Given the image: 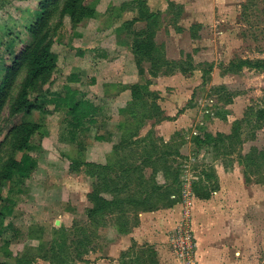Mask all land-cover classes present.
<instances>
[{
    "label": "rangeland",
    "instance_id": "rangeland-1",
    "mask_svg": "<svg viewBox=\"0 0 264 264\" xmlns=\"http://www.w3.org/2000/svg\"><path fill=\"white\" fill-rule=\"evenodd\" d=\"M41 1L0 0V81L10 62L9 41L25 37L24 25ZM61 10L55 5L49 11L57 66L32 98L65 92L76 67L83 81L73 86L99 96L100 89L89 88L97 69L94 48L72 45L76 28L96 31L114 17L113 44L133 46L136 33L151 28L155 46L149 59L135 54L140 79L127 80L129 99L100 100L103 111L87 130L74 129L67 108L35 112L41 127L29 153L36 167L28 178L7 184L0 202V208L13 207L12 215L0 217V264H99L117 256V240L140 225L142 213L177 205L176 225L187 219L192 227L200 264H264V119H258L264 67L249 65L264 59V0H92L80 20ZM170 24L175 33L166 39L163 29ZM26 72H19L0 114V141L19 119L11 120L10 112ZM208 134L213 140L196 144ZM12 144L9 138L0 148V169L22 155ZM117 156L118 177L110 180L121 202L101 215L106 206L92 194L114 195L96 164ZM175 228L166 231V243L172 261L182 264L171 247ZM120 262L159 264L153 246L138 242Z\"/></svg>",
    "mask_w": 264,
    "mask_h": 264
},
{
    "label": "trees",
    "instance_id": "trees-1",
    "mask_svg": "<svg viewBox=\"0 0 264 264\" xmlns=\"http://www.w3.org/2000/svg\"><path fill=\"white\" fill-rule=\"evenodd\" d=\"M92 0H43L39 3L38 11L30 20L29 24L24 25L25 37L21 34H15L13 40L9 41L7 51L9 52L10 62L6 63L4 75L0 81V114L10 97L11 89L21 69L26 68L27 74L20 85V89L15 102L11 106V120L13 121L7 130L5 137L0 141V148L4 142L13 138V148L16 152L22 153L20 158L12 157L0 169V202H4L3 190L7 184H10L16 178H28L36 167V160L29 153L33 148V136L40 129L41 122L34 118L35 112H44L50 109L57 111L59 108H67L74 116L77 122L74 129L80 128V131L88 129V125L97 122L96 115L99 113V107L86 97L84 92L70 86L71 82H78V75L71 74L65 85V92L49 93L35 96L32 94L48 84L55 72L57 66L56 52L52 48V38L49 32V11L52 6L62 5L61 15H68L71 19L80 20L85 17L89 11ZM12 33V32H11ZM133 42V49L136 55L149 59L154 50V31L148 28L138 31ZM16 43L20 44L17 49ZM152 60V59H151ZM249 65L254 68H263L264 59L249 61ZM138 89V86H135ZM258 119H264V106L258 109ZM79 130V129H78ZM75 130L74 132H76ZM237 133L231 134L235 138ZM98 137V136H97ZM102 136H99V138ZM210 134L204 137H196V144L201 145L211 141ZM213 140V139H212ZM219 138L215 140L217 142ZM115 161L106 164H96L102 172H105L109 178L106 181V190L114 196L108 200L99 194H92L93 199L102 202L103 207L100 212H114L119 209L118 198L119 189L116 186L112 189V180L110 177H118L114 173L116 164L119 163L117 156ZM93 166L92 163L87 165ZM131 171V169H130ZM115 174V175H113ZM213 177V174H208ZM117 183V181H114ZM115 183V184H116ZM140 207L146 208V203L135 200ZM97 213L99 211H93ZM13 214V207L9 204H3L0 208V217H7ZM125 233V232H124ZM60 264V263H57Z\"/></svg>",
    "mask_w": 264,
    "mask_h": 264
},
{
    "label": "crops",
    "instance_id": "crops-1",
    "mask_svg": "<svg viewBox=\"0 0 264 264\" xmlns=\"http://www.w3.org/2000/svg\"><path fill=\"white\" fill-rule=\"evenodd\" d=\"M113 23H114V17L111 19L109 18V20L105 24L101 25V27L99 28L96 27V31L90 30L85 32L83 30V32H80L82 30L79 29L82 28H79L78 30L76 28L75 30H73L72 38L69 37L72 45L76 47L80 46L81 44L79 43L82 41L84 42V44L82 45L84 49L86 47L94 48L91 54L92 65L96 66L97 69H96V73L92 77V80L89 82V88L96 91L100 89L101 92L99 93V96H95V99L92 98L90 94L87 95L85 92L84 93L86 94L87 98H89L98 107H100L99 113L100 111H103V105L102 103L100 104V100L106 102L116 100V102H119L123 99L124 100L129 99L128 96L130 89L125 88L126 86L125 84L127 83V80L129 79L132 81V83H136L140 79V75L137 71L138 65L135 60V52L133 46L123 45V44L116 45L113 44L114 42L113 40L110 41V39L113 38V36H115L116 35L115 33L117 32L116 30L113 29L114 26ZM144 29L146 28H143L142 30ZM82 33H85L84 38L80 37L82 36ZM173 33L175 32L171 24L167 27H164L163 34L164 37H166V39L168 37H172ZM75 39L78 40L75 41ZM114 46L118 48L115 54H114V50H111V49H115ZM82 55L85 56L86 53ZM64 59H67V54L64 55ZM75 61L77 63H81L79 60H75ZM76 68L77 69H75L74 71L69 72V76L75 73L78 75V79H79L78 82L69 83L70 86L72 87H74L73 86L74 83H81L83 81L80 75V71L82 69H80L79 67ZM130 73L132 75H130ZM163 76L167 78L166 75ZM159 78L161 79L162 77ZM67 83L68 80L67 82H65V85ZM98 97L100 99H97ZM140 217H141L140 225L138 227H134V229L128 233H123V235H121L117 240L118 241L116 246L118 250L117 256L113 257L112 259H104L101 262H99V264H122L120 262L121 254L129 250L130 247L133 245V242H138L142 246L145 245V243L151 244L153 246V249L158 253L159 264H171V262H175V264H178V262L175 259L174 261H172V254L170 253L168 249V244L166 243V231L176 226V222L179 217V205H177L175 208H169L160 211L145 212L142 213ZM168 225L169 227L165 228ZM158 238L160 239L162 238V240L164 241L162 242ZM211 253L215 255L216 254L215 249H213V252Z\"/></svg>",
    "mask_w": 264,
    "mask_h": 264
},
{
    "label": "built area",
    "instance_id": "built-area-1",
    "mask_svg": "<svg viewBox=\"0 0 264 264\" xmlns=\"http://www.w3.org/2000/svg\"><path fill=\"white\" fill-rule=\"evenodd\" d=\"M192 231V227L187 223V219H182L176 225L172 234L171 247L182 264H200L195 237Z\"/></svg>",
    "mask_w": 264,
    "mask_h": 264
}]
</instances>
